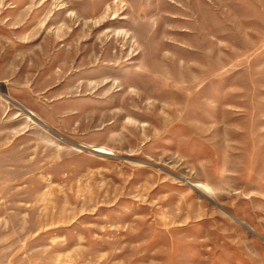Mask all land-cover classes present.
Listing matches in <instances>:
<instances>
[{
  "label": "rangeland",
  "instance_id": "rangeland-1",
  "mask_svg": "<svg viewBox=\"0 0 264 264\" xmlns=\"http://www.w3.org/2000/svg\"><path fill=\"white\" fill-rule=\"evenodd\" d=\"M0 264H264V0H0Z\"/></svg>",
  "mask_w": 264,
  "mask_h": 264
},
{
  "label": "water",
  "instance_id": "water-1",
  "mask_svg": "<svg viewBox=\"0 0 264 264\" xmlns=\"http://www.w3.org/2000/svg\"><path fill=\"white\" fill-rule=\"evenodd\" d=\"M81 148L86 149V147H84V146H81ZM92 151L96 152V150H92Z\"/></svg>",
  "mask_w": 264,
  "mask_h": 264
}]
</instances>
